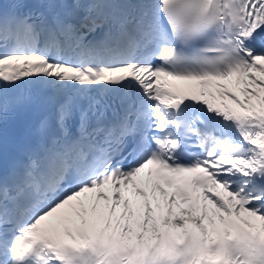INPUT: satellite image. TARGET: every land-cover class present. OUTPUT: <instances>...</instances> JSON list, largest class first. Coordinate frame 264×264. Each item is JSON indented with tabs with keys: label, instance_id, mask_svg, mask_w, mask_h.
<instances>
[{
	"label": "snow or ice",
	"instance_id": "obj_1",
	"mask_svg": "<svg viewBox=\"0 0 264 264\" xmlns=\"http://www.w3.org/2000/svg\"><path fill=\"white\" fill-rule=\"evenodd\" d=\"M253 72L264 0H0V264H264Z\"/></svg>",
	"mask_w": 264,
	"mask_h": 264
},
{
	"label": "bare ground",
	"instance_id": "obj_2",
	"mask_svg": "<svg viewBox=\"0 0 264 264\" xmlns=\"http://www.w3.org/2000/svg\"><path fill=\"white\" fill-rule=\"evenodd\" d=\"M161 204H162V206H164V205H163V200H161ZM173 212H174V214H176V213L179 212V209L176 208L175 206H173ZM257 223H258V222H257Z\"/></svg>",
	"mask_w": 264,
	"mask_h": 264
}]
</instances>
